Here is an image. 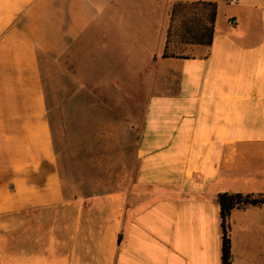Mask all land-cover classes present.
<instances>
[{
	"label": "crops",
	"instance_id": "1",
	"mask_svg": "<svg viewBox=\"0 0 264 264\" xmlns=\"http://www.w3.org/2000/svg\"><path fill=\"white\" fill-rule=\"evenodd\" d=\"M174 1L0 0V264H223L217 195L264 192V0H212L211 44L164 57ZM67 55L137 116L126 191H63L41 70ZM226 229L264 264V205Z\"/></svg>",
	"mask_w": 264,
	"mask_h": 264
},
{
	"label": "rangeland",
	"instance_id": "2",
	"mask_svg": "<svg viewBox=\"0 0 264 264\" xmlns=\"http://www.w3.org/2000/svg\"><path fill=\"white\" fill-rule=\"evenodd\" d=\"M175 50L193 53L178 41ZM78 63V55H67L44 60L41 70L61 186L79 198L126 191L137 169V116L125 94H91L95 88L81 83Z\"/></svg>",
	"mask_w": 264,
	"mask_h": 264
},
{
	"label": "trees",
	"instance_id": "3",
	"mask_svg": "<svg viewBox=\"0 0 264 264\" xmlns=\"http://www.w3.org/2000/svg\"><path fill=\"white\" fill-rule=\"evenodd\" d=\"M217 4L212 0H177L171 4L164 57H183L175 50L176 41L189 45L209 46L214 33ZM223 227L222 263L231 262V245L226 220L234 208L264 205V192H221L217 195Z\"/></svg>",
	"mask_w": 264,
	"mask_h": 264
},
{
	"label": "built area",
	"instance_id": "4",
	"mask_svg": "<svg viewBox=\"0 0 264 264\" xmlns=\"http://www.w3.org/2000/svg\"><path fill=\"white\" fill-rule=\"evenodd\" d=\"M232 1H235V0H232Z\"/></svg>",
	"mask_w": 264,
	"mask_h": 264
}]
</instances>
